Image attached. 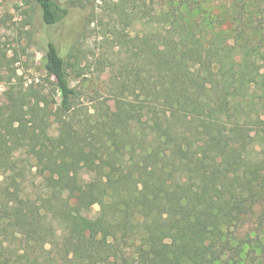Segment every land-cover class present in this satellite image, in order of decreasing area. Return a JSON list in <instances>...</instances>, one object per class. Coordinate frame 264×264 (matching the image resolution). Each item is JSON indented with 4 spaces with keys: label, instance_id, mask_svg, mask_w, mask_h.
I'll list each match as a JSON object with an SVG mask.
<instances>
[{
    "label": "trees",
    "instance_id": "1",
    "mask_svg": "<svg viewBox=\"0 0 264 264\" xmlns=\"http://www.w3.org/2000/svg\"><path fill=\"white\" fill-rule=\"evenodd\" d=\"M102 1L129 28L115 112L83 106L53 41L57 98L0 103V264H264V0Z\"/></svg>",
    "mask_w": 264,
    "mask_h": 264
},
{
    "label": "rangeland",
    "instance_id": "2",
    "mask_svg": "<svg viewBox=\"0 0 264 264\" xmlns=\"http://www.w3.org/2000/svg\"><path fill=\"white\" fill-rule=\"evenodd\" d=\"M69 12L59 23L46 24L33 0H0V103L11 89L42 90L55 97L53 79L45 69L48 41L63 53L73 50L77 65L69 68L70 83L81 91L83 106L93 111L99 102L107 113L115 112L117 102L109 92L113 64L126 57L113 31H129L109 17L102 0H58ZM137 25L134 29H137ZM0 130V134H1ZM56 134L55 127L48 137ZM29 162L26 184L36 183L35 166ZM99 206L90 212L95 215Z\"/></svg>",
    "mask_w": 264,
    "mask_h": 264
}]
</instances>
